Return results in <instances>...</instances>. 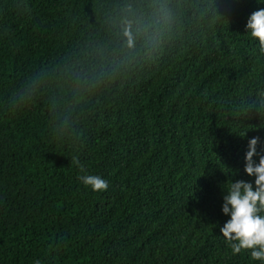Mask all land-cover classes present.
Masks as SVG:
<instances>
[{"label":"trees","instance_id":"16d2710c","mask_svg":"<svg viewBox=\"0 0 264 264\" xmlns=\"http://www.w3.org/2000/svg\"><path fill=\"white\" fill-rule=\"evenodd\" d=\"M259 8L0 0V264H259L219 233L221 186L264 142Z\"/></svg>","mask_w":264,"mask_h":264},{"label":"clouds","instance_id":"9594fccd","mask_svg":"<svg viewBox=\"0 0 264 264\" xmlns=\"http://www.w3.org/2000/svg\"><path fill=\"white\" fill-rule=\"evenodd\" d=\"M245 32L259 54L264 55V8L248 15ZM122 34L126 45L131 47V32L125 28ZM239 135L243 137L245 133ZM73 164L84 172L75 159ZM243 173L250 178V182L229 179L221 186L220 213L227 219L219 228V233L233 255L247 251L252 261L264 264V142L257 137L249 139L245 146ZM77 179L92 193H102L108 188V182L98 175L85 173ZM33 264L42 262L36 259Z\"/></svg>","mask_w":264,"mask_h":264}]
</instances>
